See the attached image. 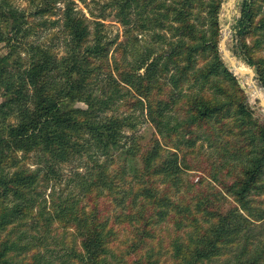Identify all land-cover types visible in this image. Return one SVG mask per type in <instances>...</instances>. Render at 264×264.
Wrapping results in <instances>:
<instances>
[{"label":"trees","instance_id":"trees-1","mask_svg":"<svg viewBox=\"0 0 264 264\" xmlns=\"http://www.w3.org/2000/svg\"><path fill=\"white\" fill-rule=\"evenodd\" d=\"M41 1L34 18L53 13L59 2ZM64 3L62 28L70 40L59 57L54 46L28 41L37 35L30 14L0 0V264L36 252L20 230L39 181L28 160L53 172L83 157L95 171L81 191L94 200L66 198L45 219L46 233L58 222L71 236L72 264H264V236L258 237L264 234V124L247 107L220 51L223 0H114L127 46L108 39L101 21L94 22L92 34L74 0ZM136 23L151 34V44L134 63L120 59L110 67L115 47L124 55L128 45L135 48L130 39H137L131 30ZM45 27L46 21L37 25ZM258 32L264 37V0H244L233 51L255 69L264 88L259 40L248 43ZM101 78L109 95L97 88ZM128 97L133 111L117 113ZM212 120L228 126L216 134L226 139L222 159L240 171L233 183L214 178L236 204L227 211L219 192L191 201L182 194L189 167L178 151L215 136ZM144 123L160 139L142 152L126 133ZM233 138L241 143L236 149ZM116 153L124 165L114 175ZM109 194L121 209L111 218L99 203ZM39 208L41 216L47 214L45 206ZM35 252L28 264H49Z\"/></svg>","mask_w":264,"mask_h":264},{"label":"rangeland","instance_id":"rangeland-1","mask_svg":"<svg viewBox=\"0 0 264 264\" xmlns=\"http://www.w3.org/2000/svg\"><path fill=\"white\" fill-rule=\"evenodd\" d=\"M8 1L16 8L30 14L31 17L29 20L35 27L34 30L37 35L32 36L28 40L29 42L45 43L49 47L54 46L59 57L66 55L68 51L67 42L70 39L64 35L62 28L65 0H58V4L54 6L52 11L53 13H49L44 17L38 16L37 18H34L31 13L35 11L39 4H41V0ZM74 2L77 5V10L81 11L88 19L90 32L92 34L95 30L94 22L101 21L104 25L102 30L108 39H118V43H124L127 46L128 38L126 37L123 25L119 22V18L116 17L118 11L113 6L114 0H74ZM243 2L244 0H223V6L220 12L221 42L225 40V49L229 53L230 58H227L223 52L220 51L228 69L231 68L230 61L232 60L235 62L236 67L240 66L245 72L254 73L255 77L252 78L250 74L242 75L236 72L235 69L229 70L236 78L238 86L245 96V103L254 113V118L264 124V105L262 104V101L264 100V88L257 80L255 69L237 58L233 51L235 44H237L235 38L238 21L241 17V5ZM133 14L135 19V13ZM101 17H103V19H99ZM43 21H46L45 29L37 28V25ZM131 30L134 38H137L135 41L130 39V41L135 44V48L133 49L131 45H128L125 55L122 48H113L114 50L111 51L108 57L110 67L114 66L115 60L120 59L126 60L127 64L134 63L137 59V55L143 51L146 46L151 44V34L147 32L142 33L144 31L141 30L139 24ZM258 40V45L261 50L260 55L264 57V37H261L259 32L255 36L251 35L248 38V43L255 45ZM5 52L6 51L4 50L3 53ZM109 63L105 64L109 65ZM240 83L243 88L240 86ZM254 83L263 93L260 98H258L259 96L253 89ZM97 88H106V91L108 92L107 95L110 94V91H108L109 89L107 88V81L104 78H101ZM126 99L118 103L116 107L117 113L130 114L133 111L131 110V106L127 105L126 102L134 99L130 97ZM137 114L140 115V112ZM176 117L179 118L180 116ZM226 117L233 118V116ZM213 120L210 124L212 125L215 136H209L211 139L204 137V139L196 142L194 148L182 147L183 150L178 151L180 159H184V163L189 167L188 169H184L185 171L182 177L184 188L182 194L187 197L186 201H191L192 198H195L196 196L212 195V193L219 192L225 197V199H222V203L223 209L227 211L236 207V204L233 198L225 194L222 186L216 182L233 183L234 179L237 176H240V171L238 164L234 162L231 163L228 160L229 157L226 158V160L230 162L229 165L225 164L222 159L224 156V154H222V148L226 143V139L225 137H220L216 134H218V130H226V127L228 126L224 125L220 128L217 121L213 122ZM126 135L136 137L142 152H145L152 147L155 138L160 139L153 126L149 123L140 125L136 132H127ZM238 139L239 138H233L231 140L236 145L234 149L241 145ZM124 143H126V140ZM130 145L131 144H129V146ZM123 158L124 157L118 153L115 154L113 161L114 165L110 167V171L114 175L121 172V167L124 165ZM35 163V161L30 160H28L27 163L30 170L39 171V181L36 193L33 195L35 200L34 207L28 214L29 216L26 224H24L20 230L22 232L27 231L29 239L26 241V244H29L30 248H34L36 252L42 254L49 264H72L75 260L71 257V252L69 251L70 247H72L71 236L69 234H64L63 229L59 226L58 222L52 223V227L49 232L46 233L47 225H45V219L49 216H53L57 206L66 198H83L85 200L84 203L87 202L88 204H90L89 202L91 200H94V194H92L91 197H84V193L81 191V185L86 179H89L90 175L93 174L95 166L87 159V157H83L81 160H72L61 166H55L53 172H50L45 164L34 166ZM214 178L218 181L215 182ZM115 179L116 184L120 185L121 182L117 179V176H115ZM130 179L133 180L132 177ZM115 198H117L116 195L112 196L109 194L106 197L99 199L103 214L107 215L109 218L114 215L116 210L121 211ZM262 199L264 200V196ZM39 204L46 207L47 214H44V216L40 215ZM33 227H37L39 231H32ZM263 236L264 234L262 236L258 235L262 240ZM166 242L168 243L167 238ZM34 252L35 251H27L23 253L20 260H16L14 264H24L22 263V259L26 260L25 264L30 263ZM17 258H19V256H17Z\"/></svg>","mask_w":264,"mask_h":264},{"label":"water","instance_id":"water-1","mask_svg":"<svg viewBox=\"0 0 264 264\" xmlns=\"http://www.w3.org/2000/svg\"><path fill=\"white\" fill-rule=\"evenodd\" d=\"M220 21H221V18H220ZM221 23V22H220ZM220 50L223 52V54L227 57V58H230V56H229V53L227 52V50L225 49V40H223L221 43H220ZM225 63V62H224ZM230 64H231V70L232 69H235V71H236V64H235V62L234 61H230ZM229 69V70H230ZM237 72V71H236ZM242 74H245V75H247V74H250V76L252 77V78H254L255 77V75H254V73H252V72H245V73H242ZM240 86L243 88V86H242V84L240 83ZM262 104L264 105V100L262 101Z\"/></svg>","mask_w":264,"mask_h":264},{"label":"bare ground","instance_id":"bare-ground-1","mask_svg":"<svg viewBox=\"0 0 264 264\" xmlns=\"http://www.w3.org/2000/svg\"><path fill=\"white\" fill-rule=\"evenodd\" d=\"M236 71L239 73V74H242V73H245V70L243 69V68H241L240 66H238L237 68H236ZM242 75H245V74H242ZM256 84L254 83L253 84V89L255 90V92H256V94L259 96L258 98H260V97H262V91L261 90H259L256 86H255ZM264 96V95H263Z\"/></svg>","mask_w":264,"mask_h":264}]
</instances>
